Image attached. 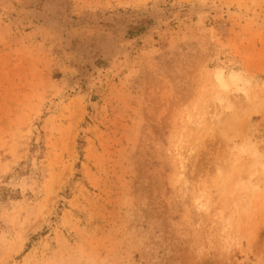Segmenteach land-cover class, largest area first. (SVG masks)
Here are the masks:
<instances>
[{"label":"rangeland","instance_id":"rangeland-1","mask_svg":"<svg viewBox=\"0 0 264 264\" xmlns=\"http://www.w3.org/2000/svg\"><path fill=\"white\" fill-rule=\"evenodd\" d=\"M0 264H264V0H0Z\"/></svg>","mask_w":264,"mask_h":264},{"label":"bare ground","instance_id":"bare-ground-1","mask_svg":"<svg viewBox=\"0 0 264 264\" xmlns=\"http://www.w3.org/2000/svg\"><path fill=\"white\" fill-rule=\"evenodd\" d=\"M215 78L220 82V85H224V77L222 76V70L221 69H217L215 71Z\"/></svg>","mask_w":264,"mask_h":264}]
</instances>
